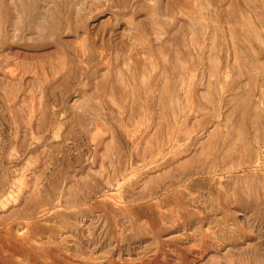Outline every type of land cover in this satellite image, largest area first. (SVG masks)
Wrapping results in <instances>:
<instances>
[{
  "label": "rangeland",
  "instance_id": "rangeland-1",
  "mask_svg": "<svg viewBox=\"0 0 264 264\" xmlns=\"http://www.w3.org/2000/svg\"><path fill=\"white\" fill-rule=\"evenodd\" d=\"M0 264H264V0H0Z\"/></svg>",
  "mask_w": 264,
  "mask_h": 264
},
{
  "label": "bare ground",
  "instance_id": "bare-ground-1",
  "mask_svg": "<svg viewBox=\"0 0 264 264\" xmlns=\"http://www.w3.org/2000/svg\"><path fill=\"white\" fill-rule=\"evenodd\" d=\"M201 138V137H200ZM161 149V148H160ZM188 151V150H187Z\"/></svg>",
  "mask_w": 264,
  "mask_h": 264
}]
</instances>
